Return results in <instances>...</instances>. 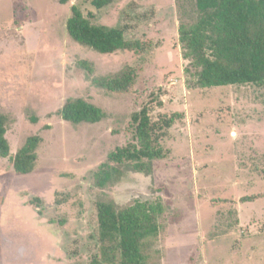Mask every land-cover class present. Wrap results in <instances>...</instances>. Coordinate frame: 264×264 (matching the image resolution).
Returning <instances> with one entry per match:
<instances>
[{
    "label": "rangeland",
    "instance_id": "374dc122",
    "mask_svg": "<svg viewBox=\"0 0 264 264\" xmlns=\"http://www.w3.org/2000/svg\"><path fill=\"white\" fill-rule=\"evenodd\" d=\"M178 3L0 0V112L11 154L42 138L29 174L0 157V264H88L100 199L162 205L157 264H264V84L198 85L179 41ZM74 5L95 24L124 27L143 49L103 54L74 41ZM129 69L125 91L100 83ZM69 98L107 115L68 122L58 111ZM144 106L152 121L175 118L161 142L168 155L150 174L125 171L99 188L94 173L134 142L132 115Z\"/></svg>",
    "mask_w": 264,
    "mask_h": 264
},
{
    "label": "trees",
    "instance_id": "16d2710c",
    "mask_svg": "<svg viewBox=\"0 0 264 264\" xmlns=\"http://www.w3.org/2000/svg\"><path fill=\"white\" fill-rule=\"evenodd\" d=\"M102 8L116 0H89ZM179 41L183 57L195 68L196 83L202 87L264 84V0H179ZM71 38L83 46L109 54L120 50H142L139 40H128L124 27L95 24L74 5L67 21ZM135 72L102 78L109 90L125 91L133 84ZM66 121L97 123L106 117L98 105L83 99L69 98L58 111ZM175 118L152 121L148 106L132 115L134 142L120 146L94 173L96 185L105 188L121 180L125 171L153 172L156 159L168 155L161 145ZM42 142L39 135L30 136L14 154L7 139L6 116L0 112V157L9 158L19 174L31 173ZM41 199L36 197V202ZM255 196H244L252 201ZM97 209L98 253L88 264H157L162 255L156 247L160 236L161 204L135 200L119 205L114 200L100 199Z\"/></svg>",
    "mask_w": 264,
    "mask_h": 264
}]
</instances>
